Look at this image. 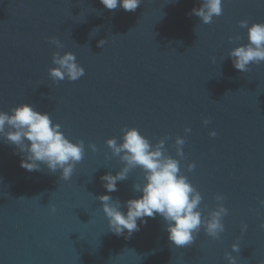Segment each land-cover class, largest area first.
<instances>
[{
	"label": "water",
	"instance_id": "95a60500",
	"mask_svg": "<svg viewBox=\"0 0 264 264\" xmlns=\"http://www.w3.org/2000/svg\"><path fill=\"white\" fill-rule=\"evenodd\" d=\"M201 3L142 0L133 12L100 0H0V111L31 104L85 143L65 181L43 165L22 168L15 146L0 138V264H229L230 252L238 264H264V62L241 72L228 57L248 43L241 20L264 23V0H223L210 24L190 14ZM56 51L73 52L85 74L54 81ZM125 127L153 145L167 138V154L201 193L205 216L217 193L225 197L219 239L201 228L192 245L177 247L159 215L138 221L130 237L110 231L99 196L123 205L142 195L133 190L144 179L139 167L116 192L107 193L100 179L124 166L106 141L122 142ZM178 136L185 138L183 158ZM237 242L239 253L231 247Z\"/></svg>",
	"mask_w": 264,
	"mask_h": 264
},
{
	"label": "clouds",
	"instance_id": "9594fccd",
	"mask_svg": "<svg viewBox=\"0 0 264 264\" xmlns=\"http://www.w3.org/2000/svg\"><path fill=\"white\" fill-rule=\"evenodd\" d=\"M109 10L117 7L125 11H135L142 0H100ZM223 0H202L199 8H193L191 15H195L204 24L213 22L214 17L222 15ZM241 28L247 29V44L234 47L228 57L232 59L233 67L241 72H247L250 64L264 62V23H253L249 26L248 20L239 22ZM240 36L229 37L230 42L240 40ZM105 40L101 39L98 46H103ZM50 43L58 49L63 48L59 38L53 37ZM215 62V57H213ZM52 62L56 67L49 69L50 77L54 81H76L85 74V69L77 62L73 52L60 51L53 53ZM210 121L204 120L207 125ZM122 142L111 138L106 144L111 149L112 156L119 157L123 167L113 175L111 172L101 176L103 187L107 193L118 191V182L128 178L135 168H141L144 179L135 183L133 190L142 193L137 198L127 200L123 205L121 201L113 199L111 195L99 196L103 212L108 218L109 229L117 236L123 235L127 230L128 236L139 230L138 221L146 224V218L161 216L166 224L168 239L177 247L192 245L203 228L204 232L214 239H219L225 231L223 217L228 209L222 203L225 197L217 193L218 202L215 209L209 211L207 216L200 208L202 195L181 172L180 161L167 154L166 139H160L153 145L150 140L141 134L135 127H125ZM186 128L185 132H190ZM211 136L217 133L212 131ZM0 138L8 144L15 146V153L21 156V167L28 171L42 170V165L56 173L61 172V179L69 180L75 170L76 164L81 162L85 155L83 140L73 142L61 130L59 123H54L47 112L36 110L31 104L24 103L11 109V112L0 111ZM185 138L177 137L175 147L177 155L183 158V145ZM89 147L95 152L97 146L93 143ZM192 171L195 164L187 165ZM264 206V201L260 202ZM126 207L127 211L123 209ZM55 212V205L52 206ZM264 228V223H261ZM247 229L245 224L242 231ZM232 252H240V243L232 244ZM229 264H238L237 256L226 253Z\"/></svg>",
	"mask_w": 264,
	"mask_h": 264
}]
</instances>
